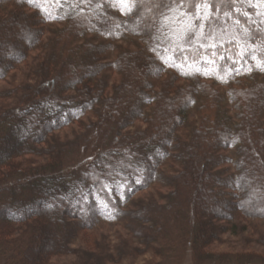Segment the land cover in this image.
Wrapping results in <instances>:
<instances>
[{
    "label": "trees",
    "instance_id": "trees-1",
    "mask_svg": "<svg viewBox=\"0 0 264 264\" xmlns=\"http://www.w3.org/2000/svg\"><path fill=\"white\" fill-rule=\"evenodd\" d=\"M18 69L0 264H264V0H0Z\"/></svg>",
    "mask_w": 264,
    "mask_h": 264
},
{
    "label": "rangeland",
    "instance_id": "rangeland-1",
    "mask_svg": "<svg viewBox=\"0 0 264 264\" xmlns=\"http://www.w3.org/2000/svg\"><path fill=\"white\" fill-rule=\"evenodd\" d=\"M120 11H121V13L123 14V15H126V11L125 10H122V8H120ZM132 13V12H131ZM131 13H129V16H131L132 17V15H131ZM141 16H140V18L138 19V21L136 22L137 23V25L135 26V27H138V26H141V25H143L142 23H143V20L144 19H146V17L147 16H150V13L149 14H147V15H142V14H140ZM198 21H200L201 22V20L199 19ZM208 22V21H207ZM163 24H165V22L163 21L162 22ZM214 27L217 29V30H220L221 29V24L219 23V22H215L214 23ZM232 31H234V29L232 30ZM131 36H132V38L133 37H135L134 36V34L133 33H131ZM21 70L22 69H18L17 71H14L10 76H9V78H7L6 80H3V81H1L0 82V87H6V86H8L9 85V83H10V80L11 79H13V78H15L16 76H17V78H21ZM15 75V76H14ZM141 124V123H140ZM88 160H87V158H84L83 159V162H87ZM112 228V230L110 231L112 234L114 233V226H112L111 227ZM114 237H115V235H114ZM229 239L230 238V240L231 239H236V238H234L233 236H226L225 237V239ZM116 239V238H115ZM93 240H94V232H92V231H88V232H86V233H84L81 237H80V239L77 241V243H84L86 246H91V245H93ZM117 242V241H116ZM218 247H219V249L220 250H224V249H227L229 246L228 245H225V244H223V243H219L218 244ZM154 260L155 259V262L157 261H159V259H157V258H154V254L152 253V252H148L147 254H145V255H141V256H139L136 260H135V262L133 263V264H150V261L151 260ZM152 260V261H153ZM151 261V262H152ZM119 264H132V263H129V260L127 259V260H125V261H123V262H121V263H119ZM160 264H194L193 262H192V255H191V252L190 251H186L184 254H183V256L181 257V259H173V260H168L167 262H165V263H160Z\"/></svg>",
    "mask_w": 264,
    "mask_h": 264
},
{
    "label": "snow or ice",
    "instance_id": "snow-or-ice-1",
    "mask_svg": "<svg viewBox=\"0 0 264 264\" xmlns=\"http://www.w3.org/2000/svg\"><path fill=\"white\" fill-rule=\"evenodd\" d=\"M29 2H32V0H29Z\"/></svg>",
    "mask_w": 264,
    "mask_h": 264
}]
</instances>
